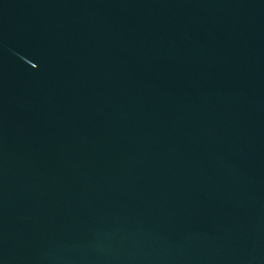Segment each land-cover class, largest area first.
Masks as SVG:
<instances>
[{
    "label": "water",
    "instance_id": "1",
    "mask_svg": "<svg viewBox=\"0 0 264 264\" xmlns=\"http://www.w3.org/2000/svg\"><path fill=\"white\" fill-rule=\"evenodd\" d=\"M0 264H264V0H0Z\"/></svg>",
    "mask_w": 264,
    "mask_h": 264
}]
</instances>
